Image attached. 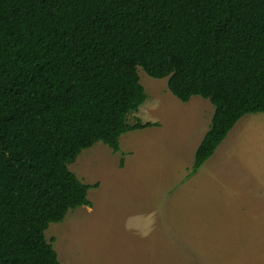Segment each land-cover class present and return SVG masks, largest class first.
Here are the masks:
<instances>
[{"label": "trees", "instance_id": "16d2710c", "mask_svg": "<svg viewBox=\"0 0 264 264\" xmlns=\"http://www.w3.org/2000/svg\"><path fill=\"white\" fill-rule=\"evenodd\" d=\"M139 67L215 108L192 178L264 114V0H0V264H62L46 232L98 187L70 166L158 126L129 121L147 101Z\"/></svg>", "mask_w": 264, "mask_h": 264}, {"label": "rangeland", "instance_id": "374dc122", "mask_svg": "<svg viewBox=\"0 0 264 264\" xmlns=\"http://www.w3.org/2000/svg\"><path fill=\"white\" fill-rule=\"evenodd\" d=\"M138 74L147 101L129 121L158 126L124 135L118 153L97 144L70 166L98 187L90 207L46 232L60 262L264 264V114L243 118L187 178L215 108L198 96L183 103L168 79Z\"/></svg>", "mask_w": 264, "mask_h": 264}, {"label": "crops", "instance_id": "0c3cea01", "mask_svg": "<svg viewBox=\"0 0 264 264\" xmlns=\"http://www.w3.org/2000/svg\"><path fill=\"white\" fill-rule=\"evenodd\" d=\"M211 159H212V158H211ZM260 179H261V177H260ZM259 185H260V184H259ZM261 188H262V190H264V185H263V184H261ZM258 190H261V189H260V186L258 187ZM262 190H261V191H262ZM59 260H60V259H59Z\"/></svg>", "mask_w": 264, "mask_h": 264}]
</instances>
